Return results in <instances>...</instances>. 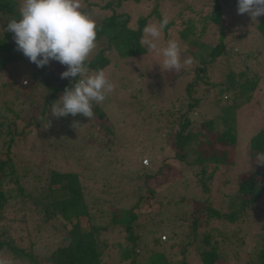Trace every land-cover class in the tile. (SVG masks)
Returning <instances> with one entry per match:
<instances>
[{"label": "trees", "instance_id": "trees-1", "mask_svg": "<svg viewBox=\"0 0 264 264\" xmlns=\"http://www.w3.org/2000/svg\"><path fill=\"white\" fill-rule=\"evenodd\" d=\"M120 1L122 0H107L102 5L103 8L109 9L110 13L96 24L98 48L86 61L87 75L104 70L112 53L116 52L118 57L141 53L143 48L139 39L147 20L150 17L157 23L161 20L156 4L159 0H142L146 2V6L147 2L151 3L150 9L146 13L136 15L133 24L130 25V15L127 12L121 13L112 9L118 6ZM211 1V9L199 16L196 21L200 23L197 34L204 33L209 24H212L210 28L214 33V42L207 47L204 57L199 58L198 63L187 68L189 76L183 85L178 105L174 107L171 104L165 107V110L160 112L162 117L158 115V121L151 122V119L145 121L143 137L138 135V141L143 142H136L132 146L129 143L117 144L113 126L104 119L103 110L96 104H93L92 119L86 117L82 119L83 116L80 115L79 120L75 122V116L72 115L60 118L51 115V106L58 103L57 100L66 88H71L78 82L81 78L79 76L61 79V71H58L52 75L53 82L44 79L46 94L42 103L38 104L37 115L31 111V103L20 102L19 86L11 80L4 65L7 62H21L23 67H26L24 76L28 80L25 89L29 90L37 86L38 78L44 77V73L50 76V68L48 65L37 67L16 50L13 33L5 28L11 19H19V13L15 10L13 0H0V86L11 90L8 99L0 100V252H6L9 258L16 260L15 264H105L102 256L107 245L100 235L113 229L123 232L118 259L127 260L126 264H187L185 258L189 255V246L201 264H219L223 259L221 243L225 237L230 239L228 242L232 241L231 238H234L235 242L241 241L234 229L226 231L218 226V222L224 221L230 225L243 217L246 208L255 203L264 190V174L257 171L254 173L258 174V182L249 177L238 181V202L235 208L220 210L209 201L207 193L218 163L224 159L221 153L234 144L235 111L249 101L257 87L258 76L247 67L246 60L242 58L245 54L243 52V55L240 54L238 57L242 68L233 74L232 78L229 76L233 72L227 67L222 76L226 80H211L207 70L209 65L227 54L234 56L240 53L232 54L226 47L221 5L219 0ZM184 22L185 25L178 35L187 43H194V40L188 38V35L193 33L194 21L186 19ZM171 23L170 20L163 30V37ZM254 27L264 41V15L256 20ZM181 72L182 69L169 79H173ZM209 89L224 92L232 89V93L221 95L223 100L226 98L228 101L220 104L219 112L213 117L195 121L191 115L198 109L200 101L205 100L204 94ZM234 89L238 91L234 92ZM24 111L30 113L24 114ZM47 118L51 121L48 127ZM85 120L89 124L88 131L91 130L93 138L91 147L83 148L74 154L76 152L71 148L73 144L69 147L63 140L67 141L71 136L75 123L80 126ZM215 120L220 124L219 129H214ZM43 132L52 138L51 141L45 139L44 144L49 149L55 145L56 150L53 152L57 151L51 158L58 163L64 156V151L69 149L77 159L74 170L47 165L49 155L46 153L47 149L44 151V148L36 144L38 139L30 138L35 134L43 135ZM208 132L213 133L212 138ZM99 134L102 135L107 147L103 148L96 142ZM19 141L28 142L29 149H37L38 155L45 157L43 161L37 163L33 160L28 165L18 166L13 159L12 149ZM246 144L249 163L258 164V154L264 153V124L248 137ZM60 151L62 156L59 154ZM80 155H84L85 158ZM189 155L191 157H188ZM168 161L177 164L180 178L187 174L201 192L200 196L191 197L196 202V206L189 211L188 229L192 232L191 239L186 238L187 241L182 243L178 251H172L170 248L165 251L164 246L159 248L162 243L159 238H165L164 235H160V230L169 231L163 223L159 227L154 223V227L158 229L147 228L142 233L138 221V217L151 203L156 205L154 213L159 216L158 221L163 219L165 212L174 204V201L168 200L153 201L154 189L149 187V181L159 175V169L167 166ZM208 162L210 166H206ZM185 179H180L178 185L188 186ZM31 181L30 188L34 193L27 190L26 185ZM24 198L30 200L37 214H41V221L57 219L64 229L59 244L40 257L32 253L30 242L24 246L16 243L11 236L10 225L3 221V206L7 203L13 205ZM182 198L183 195L179 200ZM17 212L20 213L19 218L13 216L14 221L22 223L18 228L26 232L23 211L18 209ZM177 221L182 219L178 217ZM212 221L215 222L214 225L211 224L206 229L205 226ZM169 235L170 239L176 237L174 231H170ZM144 236L148 237L146 241L151 243V246L157 244L158 247L149 248L142 256L140 250ZM184 236L185 234L182 237ZM258 242V248L251 253L247 264H264V235ZM171 246L172 244H168V247Z\"/></svg>", "mask_w": 264, "mask_h": 264}, {"label": "rangeland", "instance_id": "rangeland-1", "mask_svg": "<svg viewBox=\"0 0 264 264\" xmlns=\"http://www.w3.org/2000/svg\"><path fill=\"white\" fill-rule=\"evenodd\" d=\"M13 1L15 2V10L18 12L21 0ZM106 1L81 0V11L89 15L97 24L100 19L110 13L109 9L102 7ZM219 2L222 9L225 45L232 54L235 52L240 53L234 56H228L227 54L224 58L209 65L207 70L211 80H226L222 76L223 71L227 67L233 72L229 76L232 78L233 74L242 68L240 58L238 57L243 52L245 54L242 58L246 60L247 67L258 76L257 87L249 101L239 106L235 111L233 123L235 134L234 144L232 147L225 148L221 153L224 159H221L222 162L218 163V167L209 184V191L207 193L209 201L215 207L225 211L230 208H235L237 205V183L239 180L249 177L258 182V174L254 173L257 171L264 174V164L249 163L246 144L248 137L264 124V41L259 37L254 27L256 20L262 15L256 19H252L247 13L238 14V0H219ZM211 3V0H159L156 4L161 19L167 15L170 17L172 23L166 28L165 37L162 36L158 41V46L163 47L168 40L175 39L181 47L182 64L188 57L193 58L192 64L198 63V59L204 57L207 47L214 42V33H212L210 28L212 24H209L208 29L204 33L197 34L200 23L196 20L199 16L208 13L211 9ZM145 4L146 2H142V0L138 2L122 0L118 6L112 9L116 12H127L130 15L129 24L132 25V21L136 15L146 13L150 9L151 3L147 2V6ZM186 19L194 21L193 33L188 35V38L194 40V43H187L178 35L180 29L185 25L184 21ZM153 23L157 22L150 17L146 25ZM143 35L144 33L142 31L139 39L140 45ZM142 48L143 51L141 53L123 57H118L116 52L112 53L109 63L103 71L114 84V91L107 94L103 102L98 104L94 102V104L103 110L104 119L113 126L117 144L129 143L134 146L136 142L142 143L143 141H138V135L143 137L142 130L145 121L150 119L151 122L153 120L158 121V115L162 117L160 112H163L165 107L171 104L174 107L178 105V101L183 92V85L189 76L187 68L191 66L183 65L181 74L173 79H169L176 71L163 70L160 66V64L162 65L163 57L156 55L151 50L148 51V48L145 46H142ZM96 49L93 50L92 54ZM48 66L50 68V76L44 73V77L41 76L42 78H38L37 86L29 90L25 89L27 84H23L22 82L24 79H27L24 76L26 67H23L21 62H7L4 65V69L7 70L11 80H13L15 85L19 86L20 102L31 103V111L36 115L39 109L38 104L42 103V99L46 94V82L44 79L53 82V74L66 70V66L61 65L55 60L50 61ZM198 89V91L201 90L199 87ZM10 91V89L0 86V100L8 99ZM237 91L234 89V92ZM231 93L232 89L226 92L209 89L204 94L205 100L202 99L200 101L201 103L198 109L192 113L191 118L199 121L213 117L215 113L219 112L220 104L228 101L226 98L223 100L221 95H229ZM17 105L16 108L18 107ZM23 113L29 114L30 112L24 111ZM79 116L80 114L75 116V122L79 120ZM84 118L83 116L82 119ZM82 123L80 126L77 125L78 123H75L74 129L71 131V136L68 137L67 141L63 140L68 146L73 144L71 148L73 152H76L74 154L79 153L83 148L87 149V147H91L90 144L93 140L90 134L91 130L89 129L88 131L89 124L87 120ZM213 126L214 129L220 128L218 120L213 121ZM199 127L201 128L200 125ZM49 134L51 135V133ZM212 137L213 133H210V138ZM30 138L38 139L36 144L44 148V151L47 149L46 153L50 155H47V165L59 166L62 169H75L77 159L69 149L64 151V156L57 163L55 159L51 158V155H55V152H57H53V150H56L55 145L49 149L44 144L45 139L48 138V141L52 140L50 136L45 135L43 132V135L38 136V134H35V136ZM102 139V135L99 134L96 137V142L105 148L107 145ZM12 150L14 154L13 159L18 166L28 165L33 160L34 162L41 163L45 158L38 155L37 149H29L28 142H16ZM83 152H86V150H83ZM59 154L62 156V151ZM84 155L80 156L85 158ZM188 157H191V155ZM168 163L167 166L159 169V175L152 181H149V187L154 189L153 201L163 202L168 200L169 202L174 201V204H171L170 210L165 212L163 219L158 221L159 216L154 213L156 205L150 202L151 204L149 206L147 205L145 211L138 217V221L141 224L142 230L140 231L142 233L147 228L158 229L156 227H159L163 223V225L169 228V231L163 232L160 230V235H164L165 238H159L160 242H162L159 248L161 249L164 246L165 251H168L169 248L172 251H178L182 243H185L187 239H191L192 232L188 229L189 211L196 206L195 200L191 197H198L201 192L192 180L188 178L187 174L180 178L176 163L169 161ZM206 166H210L209 162L206 163ZM180 179H185L188 186L178 185ZM31 184L32 181L26 185L28 186L27 190L34 193L30 188ZM181 195H183V198L179 200ZM2 209L3 221L10 225L11 236L16 240V243H21L24 246L30 242L32 253L37 257H40L46 251H49L59 244L61 233L64 230L62 225L57 219H49L45 222L41 221V214H37L34 211L29 199L24 198L22 201H17L13 205L7 203ZM18 209L23 211L26 232L18 228L22 223L14 221L13 216L19 218L20 213L17 212ZM37 210L40 209L37 208ZM178 217L182 221H177ZM154 223L156 227H154ZM214 223V221L209 222L205 228L208 229V226L211 224L214 225ZM218 226L224 228L226 231H229L230 228L232 230L234 229L236 236H239L241 239L239 242L236 240L237 244L234 238H231L232 241L228 242L230 239L227 236L225 237V240L221 243L223 259L219 264H247L246 261L249 259L251 253L255 252L258 248L257 243H259L260 237L264 235V190L255 203L246 208L243 217L237 219L230 225L224 221L218 222ZM199 230L201 231L200 228ZM170 231H174L177 238L170 239ZM182 234H185L184 238ZM100 236L107 245L102 256L105 264H126L127 260L119 261L118 259V251L122 244L123 232L113 229L102 233ZM147 238V236L143 237L142 249L140 250L142 256L146 254L149 248L153 246L155 248L158 247L157 244L151 246V243L146 241ZM168 244H172V246L168 247ZM188 248L189 255L185 258L187 264H201L197 255H194L192 247L189 246ZM3 258L9 260L11 264H15L16 262V260L9 258L6 252H0V259Z\"/></svg>", "mask_w": 264, "mask_h": 264}, {"label": "clouds", "instance_id": "clouds-1", "mask_svg": "<svg viewBox=\"0 0 264 264\" xmlns=\"http://www.w3.org/2000/svg\"><path fill=\"white\" fill-rule=\"evenodd\" d=\"M81 0H21L19 19H11L5 30L13 33L16 50L37 67H44L55 60L66 66L60 78L81 77L71 88H66L58 103L51 106L55 118L80 114L87 119L94 117L93 104L101 103L114 91V84L103 70L86 74V61L96 49V23L81 11ZM238 14L247 13L252 19L264 15V0H238ZM167 15L158 23L146 25L141 45L162 56L163 70L178 72L183 65H191L193 58L181 62V47L177 40H168L158 46L163 30L169 24ZM73 80V79H72ZM27 84V79L22 81ZM51 121L47 118L46 127ZM257 163L264 164V153L257 156ZM0 264H11L0 259Z\"/></svg>", "mask_w": 264, "mask_h": 264}]
</instances>
